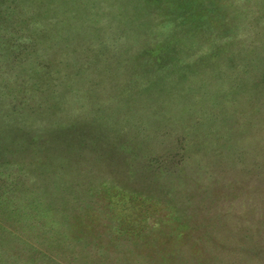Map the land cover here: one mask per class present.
<instances>
[{"label": "rangeland", "instance_id": "rangeland-1", "mask_svg": "<svg viewBox=\"0 0 264 264\" xmlns=\"http://www.w3.org/2000/svg\"><path fill=\"white\" fill-rule=\"evenodd\" d=\"M139 3L0 0V222L58 264H256L264 0H173L142 48ZM184 43V76L140 56Z\"/></svg>", "mask_w": 264, "mask_h": 264}, {"label": "trees", "instance_id": "trees-1", "mask_svg": "<svg viewBox=\"0 0 264 264\" xmlns=\"http://www.w3.org/2000/svg\"><path fill=\"white\" fill-rule=\"evenodd\" d=\"M83 1V6H86L85 9H83V12L87 15L89 14V18L92 17L93 14L90 13H95V10L101 9V7H115V12H114V16L113 19L115 20L116 24H121L124 21V17H122V13L123 11L122 8L123 7H133V8H137L139 9L140 7V3L141 0H116L114 1L115 4H112L110 1L108 2H103L101 0H82ZM146 3V9L147 12L145 11L144 14H142L141 18H143L149 25L150 30H146V32H149L148 34V40L147 42H144V44L141 45L140 48L144 47V46H149L150 43L148 42H162V40H164V38L166 37H170L172 36V33H176L174 32L173 29H170L169 27L174 24L175 21H178V23H180L181 25H183L185 22L187 21V17L182 16L180 14H178V19H175L174 16H172V19H166L165 14L167 13V11L173 9V7H169V4L173 1V0H169L168 3H166L164 0H144ZM165 6H166V12H165ZM155 10V12H154ZM176 10V9H174ZM9 11V9H8ZM8 11L6 13H8ZM45 18H49L48 15H45ZM62 18V17H61ZM174 19V20H173ZM190 20V19H188ZM172 21V22H171ZM26 22L29 24H31V21H25V27H28V25L26 24ZM93 22H95V20H93ZM2 23H0V27H1ZM175 25V24H174ZM5 31V34L1 33L0 31V35L1 36H5L7 38L8 41H11V36H12V32L10 31H6V28H3ZM20 30H23V33L25 35V39L28 41L29 40V35L27 34V31L24 29V27H20ZM146 38V39H147ZM186 41V40H184ZM186 43L182 44H178L181 45L180 51L177 50L175 52L174 46L169 47V49H166L163 53L161 52L160 49L158 50H153L151 52H147L144 53L142 52L140 54L143 56H147L149 58H153L152 60H154V64L152 65H158L157 67H159L162 71L159 74H164L166 73L168 76L174 77L176 76V72L177 75L181 76L183 75L186 71H179L180 73H178V71H176V69L179 68H183L184 65L190 61L191 58H195V57H189L188 55H182V62L180 60H178L176 56L177 53L180 52L183 53L184 51H186L185 45ZM161 54H163L164 56V60L162 61L161 57L160 58H156V56H159ZM162 56V57H163ZM181 56V55H180ZM188 56V57H187ZM189 58V59H186ZM197 58V57H196ZM179 61V63H174L172 66V71L171 73L169 71H167V65L170 63V61ZM146 71H148V69H146ZM151 75H158V74H151ZM184 76V75H183ZM184 78V77H183ZM186 80V79H184ZM6 163L3 161V163L0 164V166H4ZM6 175V174H5ZM1 174H0V182H2L5 186H9L11 185L8 184V181H10V179L8 180H2L1 178ZM5 177V176H4ZM15 183V182H12ZM30 191V190H28ZM42 197V196H41ZM2 198V195L1 197ZM263 210H264V205H263ZM1 211V210H0ZM260 222L261 227L264 226V216L262 217L261 221L259 220L258 223ZM261 228L258 227L257 231H261ZM225 230V229H224ZM64 237V235H62ZM16 238V233H14V231L7 227L6 225H3L0 222V264H58L55 263V261L47 256H45L44 253L39 252L37 255L35 256L34 253L32 252H23V250H20V247L16 244L15 239ZM35 251H37V249H34ZM259 253H261V251H264V249H257ZM256 250V251H257ZM258 253V254H259ZM98 256V254H96ZM258 256V255H256ZM254 256L253 261L256 262V264L262 263L264 264V260L262 259V255H259L260 258L256 259ZM91 260H93L90 257ZM262 259V260H261ZM96 260V259H95ZM249 262L246 261V264H248Z\"/></svg>", "mask_w": 264, "mask_h": 264}]
</instances>
